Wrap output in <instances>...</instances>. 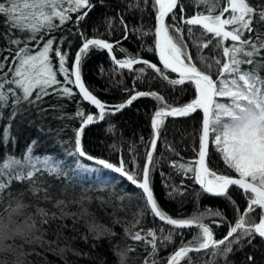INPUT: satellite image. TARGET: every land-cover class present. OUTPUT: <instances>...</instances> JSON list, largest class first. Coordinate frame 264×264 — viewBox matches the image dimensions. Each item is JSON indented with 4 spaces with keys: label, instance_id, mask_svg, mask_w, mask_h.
Returning a JSON list of instances; mask_svg holds the SVG:
<instances>
[{
    "label": "trees",
    "instance_id": "1",
    "mask_svg": "<svg viewBox=\"0 0 264 264\" xmlns=\"http://www.w3.org/2000/svg\"><path fill=\"white\" fill-rule=\"evenodd\" d=\"M89 2L93 7L80 10L79 14L84 11L88 14L79 24L76 23L78 13H70V21L45 36V40L54 36L56 43L53 47H60L62 52L68 53L66 67H72L75 54L82 46L84 37H87L118 42V46L113 48L117 59L135 56L162 68L157 54L149 51L154 44L156 26V9L152 6V0ZM249 2L258 10L264 7V0ZM181 4L186 17H191L196 11L192 0H180L175 11L176 20L173 21L170 15L166 23H175L183 28L184 40L194 61L203 56L211 63L213 58H219L215 40L207 48L196 47L212 37H202L199 27H193L192 34L188 33L189 26L182 24L180 19ZM253 27L256 29L253 38L259 34L264 39V23L259 22L258 17L254 18ZM27 35L9 29L5 18L0 15V61L5 63L4 72L8 71L15 51L23 47V44L14 45L10 40H23ZM247 36L246 33L245 38ZM6 56L9 59L4 61ZM262 58L264 51L256 59L264 63ZM53 62L56 64L54 54ZM140 68H145L144 73L137 71ZM164 71L170 79H178L176 75ZM259 74L264 78V69ZM81 75L88 90L109 106L102 121L83 129L81 139L84 152L116 166L122 160L125 170L141 179L147 162L146 154L152 150L151 141L156 140L158 131L153 163L149 167L150 186L159 207L177 219L192 218L209 209L219 211L223 218L206 215L203 223L211 228L216 239L223 238L229 230V222L234 224L247 207L243 191L237 186L230 188L228 196L231 200L224 196L208 195L194 180L192 172L173 167V164L178 166L182 163L187 167V162L198 159L202 111L188 116L164 117L158 130H154L151 124L155 111L164 107L165 103L180 107L191 101L194 98V85L188 82L172 85L143 64H136L131 70L121 69L105 50L95 47L90 48L82 59ZM0 76H3L2 72ZM8 78L11 79L10 73ZM57 78L63 80L59 74ZM213 79H216L215 75ZM73 91L78 92V89L73 87ZM138 91L155 92L164 99L158 101L154 97L144 96L120 111L111 107L126 102ZM15 99L9 94L7 104L0 107V161L9 155L21 159L31 147L34 157H51L58 162L60 174L50 173L37 164L41 170L35 174L34 182L14 180L0 192V264H120L119 253L124 254V264H144L146 257L155 259L157 264H167L169 255L197 235L199 230L195 226L174 228L161 222L150 211H143L141 190L122 174L103 169L86 158L68 155L74 151L76 131L81 128L77 110L82 109L85 115H93L94 121L99 119V112L82 101L81 95L67 98L53 94L35 100L34 93L30 98L35 101L33 103L22 98L14 103ZM5 130L7 142L3 141ZM78 159L93 170L78 169ZM208 167L218 174H233L226 169L212 144ZM37 188L39 191L34 190ZM60 201L63 203L58 206ZM17 204L23 207L14 211ZM38 209H44L47 215L41 216ZM252 218L258 220V212L251 213L249 219ZM137 220L140 223L133 228ZM33 223L34 227H29ZM160 228L164 232L157 231L158 237L171 231L174 238L171 242L158 239V252L154 257L149 256L150 245L146 246L143 240L134 241L126 233V229L133 232L143 229L147 232ZM248 240L244 238L238 244H233V250L226 257L214 256L210 250L192 252L180 264H264V238L252 237L251 243ZM220 251H223V247Z\"/></svg>",
    "mask_w": 264,
    "mask_h": 264
},
{
    "label": "snow or ice",
    "instance_id": "2",
    "mask_svg": "<svg viewBox=\"0 0 264 264\" xmlns=\"http://www.w3.org/2000/svg\"><path fill=\"white\" fill-rule=\"evenodd\" d=\"M192 2L196 11L191 17L183 15L184 6L180 5L181 22L189 26V34H192L193 27H199L202 37L211 36L212 39L197 44L196 47L207 48L215 40L219 58H213L209 63L206 57L200 56L194 61L184 40L183 28L175 23L171 25L166 23V18L170 14L172 20H176L174 10L180 0H152V6L156 9V26L153 33L154 44L149 51L158 54L162 68L135 56L116 59L113 55L111 59L121 69H133L134 65L143 64L148 69L154 70L159 78L167 80L172 85H183L186 82L194 85V98L191 101L180 107L165 103L164 107L155 111L151 124L154 130H158L164 117L188 116L198 110L202 111L198 159L187 162V167L183 163L178 166L173 164V167L192 172L194 180L205 193L224 196L231 200L228 196L230 186H237L243 191L247 207L234 224L229 222L227 234L221 239H216L211 228L203 223L206 215L223 218L219 211L213 212L209 209L192 218L177 219L172 218L159 207L150 186L149 166L153 163L155 139L151 141L152 150L146 154L147 162L142 171V178L137 179L135 174L125 170L122 160L119 166H116L84 152L80 133L85 125L94 121V116L85 115L82 109H78L76 116L81 119V128L76 131L74 151L68 153L70 156L94 161L103 169L122 174L141 190V197L144 200L143 211H150L161 222L174 228L195 226L199 230L191 241L187 244L182 243L167 257V264H180L190 252L201 250H210L214 256L226 257L233 250L232 245L238 244L242 239L249 238L248 242L251 243L252 237L264 238V78L259 74L260 70L264 69V63L256 59L264 51V39H261L259 34H256L255 38L252 35L256 33L253 27L254 18L258 17L259 22L264 23V7L258 10L249 0H192ZM92 7L89 0H0V15L5 18L9 29L28 34L23 40L20 38L10 40L14 45L23 44V47L15 51L7 72H4L5 63L0 61V72L3 73V76H0V107L7 104L9 94L16 97L14 103H18L21 98L33 103L35 101L30 98L34 93L35 100L53 94L67 98L79 94L82 101H88L99 109V119L104 118L106 108L109 106L93 95L83 83L81 62L90 48L95 47L111 53L114 44L104 39L84 37L82 46L75 54L72 67L68 68L66 67L68 53L62 52L60 47H53L56 38L52 36L45 40L46 35L71 20L70 13H78L76 23L79 24L88 14L87 11L79 14L80 10H90ZM125 30L127 31L126 25ZM246 33L247 38H245ZM78 34L83 35V33ZM147 34L142 33V35ZM229 41L230 44L227 43ZM53 54L56 64L53 62ZM8 59L9 57H4V61ZM197 64L200 66L198 67ZM164 70L177 73L179 78L170 79ZM137 71L144 73L145 68ZM9 73L11 79L8 78ZM58 74L63 77L62 81L57 78ZM213 75L216 79H213ZM6 85L8 87L5 90ZM73 87L78 89V92H74ZM18 93L21 95L18 96ZM144 96L154 97L158 101L164 99L155 92L138 91L126 102L111 107H114L115 111H120L131 105L138 97ZM156 134L158 135V131ZM7 140L8 134L5 130L3 141L7 142ZM210 142L226 169L233 173L232 175L218 174L208 167ZM37 164L42 165L50 173L60 174L58 162L53 161L51 157L43 159L34 157L31 147L21 159L5 156L0 161V192L9 187L14 180L34 182L35 174L41 170ZM76 167L86 171L93 170L80 163L79 159ZM34 190L39 191L38 188ZM62 203V201L58 202V206ZM232 203L235 205L234 201ZM22 207L23 205L17 204V209L14 211ZM38 212L41 216L47 215L44 209H38ZM253 212H258V220L249 219V215ZM139 223L140 220H137L132 227L135 228ZM29 227H34V223ZM157 231L163 233L164 229H149L147 232L143 229L135 232L126 229L132 240H143L146 246H151L149 253L151 257L158 252V239L171 242L174 238L171 231L160 237L157 236ZM193 244L196 246L193 247ZM221 247L223 251H220ZM118 257L120 264H124V254L119 253ZM144 264H157V261L146 257Z\"/></svg>",
    "mask_w": 264,
    "mask_h": 264
},
{
    "label": "water",
    "instance_id": "3",
    "mask_svg": "<svg viewBox=\"0 0 264 264\" xmlns=\"http://www.w3.org/2000/svg\"><path fill=\"white\" fill-rule=\"evenodd\" d=\"M178 6H179V4H178ZM178 6H177V8H178ZM177 8L174 10V11H176L177 10ZM171 15V14H170ZM170 15H169V17H170ZM169 17H167L166 18V21H167V19L169 18ZM95 39H98V38H95ZM114 44V46L116 45V43H113ZM107 53H108V55H109V57L111 58L113 55H114V52L112 51L111 53H109L107 50H105ZM157 54V53H156ZM116 57V56H115ZM117 59V58H116ZM157 59H158V62H159V58H158V54H157ZM112 60V59H111ZM113 61V60H112ZM114 62V61H113ZM115 63V62H114ZM159 64H160V66L162 67V64L159 62ZM124 70H131V69H124ZM166 71H168L169 73H171V71L170 70H166ZM172 74H174V75H176L178 78H179V75L177 74V73H172ZM88 104H90V102H88V101H86ZM91 105V104H90ZM98 112H99V109H97L94 105H92ZM100 121H102V119H98L97 121H93L91 124H94V123H97V122H100ZM88 125H90V124H87V125H85L84 127H83V129L86 127V126H88ZM83 131V130H82ZM157 132V131H156ZM81 136H82V132L80 133V138H81ZM157 140H158V135L156 134V142H157ZM81 146H82V139H81ZM210 147H211V143H209V150H208V156H207V164H208V158H209V155H210ZM99 159V158H98ZM90 162H93V163H95L94 161H90ZM201 187V186H200ZM233 186H230V188H232ZM230 188H229V190H230ZM228 190V191H229ZM206 194H208V193H206ZM208 195H212V194H208ZM212 196H216V195H212ZM214 234V233H213ZM214 237L216 238V236H215V234H214ZM205 250H201V251H199V252H204ZM193 252H195V251H193ZM190 253H192V252H190Z\"/></svg>",
    "mask_w": 264,
    "mask_h": 264
},
{
    "label": "rangeland",
    "instance_id": "4",
    "mask_svg": "<svg viewBox=\"0 0 264 264\" xmlns=\"http://www.w3.org/2000/svg\"><path fill=\"white\" fill-rule=\"evenodd\" d=\"M113 186V185H112Z\"/></svg>",
    "mask_w": 264,
    "mask_h": 264
}]
</instances>
